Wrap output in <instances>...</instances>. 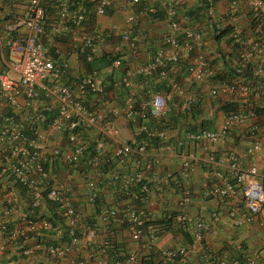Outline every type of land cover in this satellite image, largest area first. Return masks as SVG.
Wrapping results in <instances>:
<instances>
[{"label":"built area","instance_id":"2783aa9c","mask_svg":"<svg viewBox=\"0 0 264 264\" xmlns=\"http://www.w3.org/2000/svg\"><path fill=\"white\" fill-rule=\"evenodd\" d=\"M6 1L0 0V8L4 7ZM128 1L130 4L138 2ZM212 1L205 0L208 4H212ZM227 1L231 8L235 7L236 0ZM10 3L16 8V0ZM108 3L109 0H23L18 12L14 8L10 10V33L5 36V46L14 56L10 62L14 76L0 73V175L10 176L23 187L30 208L37 209L35 214L40 205L50 203L54 215L64 221L70 236V240L64 242H34L30 251L42 250L50 258L61 259L72 250L85 249L84 257L96 264H175L185 262L191 255L198 259V264H264L257 252L241 256L227 255L226 251L210 249L206 241L211 223L221 217L227 218L233 226H242L260 215L258 225L264 229V179H257L254 165L244 167L240 157L233 152L216 158L209 157V161L217 163L221 170L212 172L214 181L206 186L202 194L218 201L225 200L228 206L222 215L218 210H211L207 218L199 215L191 217L183 210L192 198L184 181L193 171L194 160L193 154L183 149L184 141L198 144L220 142L244 121L251 120L245 131L237 133L246 142L245 154L251 156L261 148L254 134L256 121L264 122V115L258 117L253 108L229 111L216 128L187 131L183 139L167 142L165 147L160 146L158 139L163 136V129L154 126V123L148 126L143 122L147 116L155 120L161 118L170 107H176L174 95L181 98L176 109L182 113L220 93L231 94L237 100L254 93L264 100V89L259 87L252 90L240 76L242 66L256 57L255 62H250L253 64L251 74L264 78V40L255 39L238 54L232 66L235 76L231 79L212 82L216 72L200 52L192 55L185 77H177L171 74L168 66H174L182 55L200 46L201 37L186 15H178L173 7L168 6L164 19L171 32L164 36L163 44L144 64L125 68L120 76L113 78L112 88L124 89V98L119 107H109L104 100L106 82L98 70H83L73 81L63 82L60 78L67 63L54 64L41 43L46 25L50 28L51 38L73 29L79 33L76 40H81L74 51L83 54L87 62L90 61L96 31L83 32V21L88 14L104 15ZM248 5L251 18L258 21L257 27L264 28V0H248ZM126 21H132L131 15L127 16ZM231 36L235 42H240L235 33ZM120 37L121 45L115 51L120 53L123 47L134 52V40H130L128 29H124ZM120 59L114 58L108 63L106 69L110 74L120 69ZM154 75L162 83V89H147L143 100L136 104L134 95L129 92L133 77L144 79ZM209 82L212 85L199 89L201 84ZM185 84L188 85L187 89ZM41 93L54 99L56 104L55 116L49 121H46L45 108L36 109L33 114L26 112L19 122L13 112L6 110L18 108L17 100L21 97L25 105L32 106ZM88 95L91 96L90 102L86 103L84 96ZM100 106L105 108L106 114L96 108ZM116 116L123 117L133 128L132 140L120 137L118 128L112 124ZM41 124L45 126L41 127ZM22 126H27L29 135L23 133ZM52 134L59 138L47 144ZM62 139L63 143L60 144ZM162 149L167 152L180 151L176 171L157 169L153 165L152 152ZM54 167H58L56 172ZM59 171L63 172L61 178L57 176ZM71 173L81 180L83 201L87 205L95 204L105 188L113 187L116 197H110L119 202L110 205L99 202L98 219L105 224L104 229L111 225L125 231L134 244L132 248H118L112 234L106 233L99 237L96 250L90 249L96 229L94 225L82 222L74 204ZM134 186L136 190H132ZM164 186L178 192L175 201L178 211L173 214L175 208L169 207L155 217L150 205ZM47 211V216L35 218L28 216L17 205H2L0 201V221L13 215L21 222L19 232L13 231L11 236L55 229L48 220L49 207ZM174 225H181L188 232V239L174 247H156L159 236ZM4 226L0 224V232ZM4 246L0 241V254ZM28 251L24 249L23 253H31ZM70 260L73 264L83 263L78 256H72Z\"/></svg>","mask_w":264,"mask_h":264},{"label":"crops","instance_id":"0c3cea01","mask_svg":"<svg viewBox=\"0 0 264 264\" xmlns=\"http://www.w3.org/2000/svg\"><path fill=\"white\" fill-rule=\"evenodd\" d=\"M11 0H7L4 7L0 8V73H7L10 76H14L10 69V62L14 58L13 53L5 47V36L10 33L8 29L11 8L18 12L22 8L23 0H16V8L11 6ZM128 0H112L109 4L107 12L103 16H93L88 21L84 22L83 31L91 32L95 30L97 35L94 37L91 54L93 58L100 57L101 53L111 52L116 53L121 43L119 42V32L125 27H130V36L135 40L136 54L133 55L131 50L121 48L120 54H122L123 66L120 70L113 71V74L106 69L98 70L107 85V92L104 96L105 102L109 107H119L122 104L124 98V92L119 93L118 89H113L111 81L113 78L120 76L125 68H134L138 65L144 64L152 55V53L160 47L163 42L162 39L165 35H168L171 30L164 19V12L168 6L174 8L176 14H182L184 12L193 10L199 5L198 0H142V5L139 8H133V5ZM152 6L154 10H158V14H162L163 17H152L146 12V8ZM131 15L132 22L127 23L126 18ZM207 17L197 22H192V27L196 31L200 32V46L193 48L187 55H182L174 66L169 65L171 74H175L177 77L183 78L186 75V66L191 60V57L196 52H200L205 56L209 66L217 72L222 69L219 55L232 57L236 59L238 54L243 51L248 45L255 39L264 40V28L255 27L251 25V13L249 10L248 0H236V5L231 8L227 0H215L208 7L206 12ZM205 17V16H204ZM190 23V22H189ZM227 26L232 32H234L240 40L241 48L237 51H232L228 40V35H225L221 40H213L212 33L218 28ZM49 26H46L47 34L43 37L42 45L45 52L52 58L54 64L60 65L62 62H67L68 66L63 70V76L61 81L70 82L74 77L85 70L83 61L74 51V47L77 46L81 40H76L77 31L70 30L64 32L61 36L51 38L49 36ZM181 39V38H180ZM119 44V45H118ZM167 49V46H164ZM256 57H252L249 61L255 62ZM94 69V68H91ZM223 70V69H222ZM215 79L212 80L214 82ZM201 84L199 89L207 88L211 83ZM142 84V85H140ZM110 87V88H108ZM188 85L185 84V89ZM252 90H257L259 86L251 85ZM161 90L162 83L154 76L148 78L133 77V84L129 88V92L134 95L135 103L139 100H143L145 97V91ZM194 89V88H193ZM33 105H25L24 99L18 98V108L13 110L6 109L13 112L16 117V121L19 122L20 118L27 113H32L36 109H44L49 111L50 114H46V121L51 120L55 116V101L54 99L44 96L43 93L34 100ZM173 102L176 107L181 103V98L177 95L173 96ZM233 103L237 110L246 111L249 108H253V104H264V100L259 98L254 93H249L239 100L235 99L231 94L220 93L217 96L204 100L201 104H198L191 108L187 112H180L176 107H170L168 111L158 119H152L154 126L163 129V136H159L160 146L165 147L167 142H176L179 139H183L185 132H196L199 128H216L224 118V112L222 106L227 103ZM100 109L102 114H106L105 108L102 106L96 107ZM53 114V115H52ZM50 118V119H49ZM252 123L251 120H246L240 126L235 128V131L230 132L223 141L220 142H202L200 144L194 143L188 140L184 141L183 149L193 154V171L190 176L184 181L186 186L192 193L191 202L183 208L188 216H201L207 218L211 210H218L219 214H223L226 209L227 202L225 200H216L203 196V190L206 186L210 185L214 180L212 172L215 169L221 170V166L217 163L209 161V157L216 158L226 152H233L238 155L242 161L244 167L254 165L257 170V179L262 181L264 179V122L262 120L256 121L255 138L260 141L261 148L259 151L252 153V155L245 154L246 142L238 136V132L245 131L246 127ZM113 125H115L120 133V137L126 140H132L133 128L128 125L126 120L121 116L113 118ZM130 126V127H129ZM59 136L52 134L47 139V144H51L54 140H57ZM139 139V138H138ZM63 143V142H61ZM172 153V154H171ZM153 165L157 169L166 168L171 171H176L180 160V151L167 152L164 149L152 152ZM59 178L63 176V172L58 173ZM74 188V204L81 214L82 222L85 224H92L96 229V236L89 246L93 251L96 250V244L99 242V237L104 236L106 233L112 234L113 240L116 246L122 247L125 250L134 246L127 233L119 228L113 226H106L98 219L99 202L103 205L118 204L119 201L112 200L110 196L116 191L113 187L105 188L99 196L98 202L93 205H87L83 201V191L81 190L83 184L79 177L71 173ZM0 201L2 203H8L17 205L23 211L30 213L27 209L26 195L23 192L19 194L11 184L4 178H0ZM100 181L102 179L100 178ZM8 189V190H7ZM103 189L100 188V190ZM178 192H174L171 188L164 186L157 196L152 200L150 205L152 214L157 217L165 209L169 207L175 208V201L178 198ZM116 197V196H115ZM108 199V200H107ZM110 202V203H109ZM43 205V204H42ZM40 205L37 214H31V216L37 218L38 216H47L48 211L45 205ZM177 208H175L176 210ZM30 215V214H29ZM260 215H257L251 222L242 226H233L230 221L221 217L216 222L211 223L210 230L206 233L207 245L210 249L215 251H226L227 255H246L252 252H257L260 260H264V229L258 225ZM15 219L16 216L9 217ZM16 228V224H14ZM20 226V225H19ZM57 236H49L45 238L47 241H53L58 243L60 240H56ZM184 239L180 234H175L174 231H167L159 236L155 245L158 248H164L169 246H176L184 243ZM35 242L31 238L27 245L29 250V256L31 262L36 264H73L70 258L72 256H78L83 260L82 264H96L84 257L85 249L78 251L72 250L69 255L61 259L50 258L47 253L42 250H31L32 244ZM127 248V249H126ZM10 254L16 251L15 247L10 248ZM1 256V255H0ZM1 259V257H0ZM174 264V263H171ZM175 264H198V259L191 255L185 262H179Z\"/></svg>","mask_w":264,"mask_h":264},{"label":"trees","instance_id":"16d2710c","mask_svg":"<svg viewBox=\"0 0 264 264\" xmlns=\"http://www.w3.org/2000/svg\"><path fill=\"white\" fill-rule=\"evenodd\" d=\"M214 1L215 0H213L212 2H214ZM111 2H112V0H109L108 5L111 4ZM198 2H199V5L197 7H195L193 10L184 12V14H186L188 20L190 21V25L192 24V22H197V21L202 20V19L204 20L207 17L206 12H207L208 7L211 4L206 3L205 0H198ZM132 5H133V8H135V9L139 8L142 5V0H138L137 3L131 4L130 6H132ZM146 12L148 13V15H151L152 17H156V18L163 17L162 14H158L159 11L158 10L155 11L152 6H148L146 8ZM87 16L88 17L85 19V21H88L91 18H93L92 14H88ZM257 23H258V21H255V20H253V18H251V25H255V27H256ZM45 30H46V28H44V31ZM215 30H216V33L211 35L213 40H221L222 38L225 37V35H228V39L225 38L224 40L229 41L228 43H230L231 50L234 52V51H237L241 48L240 42L239 41L235 42L234 38L231 36V34H233L234 32H232L227 26H224L223 28H218ZM42 40H43V38H42ZM41 43H42V41H41ZM118 56H122V54L121 55H115V54H112L111 52H105V53H101L100 57L93 58L88 63H86L84 61L82 56L80 58L83 61L84 67H86L87 69L94 68L96 70H101V69H104L112 59L118 58ZM231 58L232 57L229 55V53L227 54V56H224L222 54L219 55L220 63H221L223 70L221 69L220 71H218L217 74H215V77L213 79H215V80H217V79L220 80V79H225V78L231 79L235 76L232 66L235 64L236 59L235 58L231 59ZM120 60H121V65H120V68H121V66H123L122 57ZM67 66H68V64H67ZM252 66H253L252 63L246 62L242 66V74H240V76L243 78L244 82L248 83L250 86L256 85V86H259L261 89H264V78L254 77L251 74ZM112 74H113V72H112ZM62 76H63V74L61 75V77ZM107 85H110V84H106V86ZM108 88H110V87H108ZM118 92L123 93L124 89L119 88ZM90 97L91 96H89V95L84 96V101L86 103L90 102ZM253 109L255 110L258 117H261L262 115H264V104H256V105L253 104ZM222 110H223L224 114H226L229 111H235L236 107L234 106L233 103L229 102V103L222 106ZM44 113L50 114L49 111H44ZM152 119H153L152 117L147 116L143 122L146 125L150 126ZM43 126H45V125L41 124V127H43ZM23 133H25L26 135H29V129L27 128V126L23 127ZM53 170H54V172H56L58 170V167H54ZM0 178H4L6 181H8L11 184V186L14 189H16V191L19 192V194H22L24 192L23 187H21L14 180H12V178L10 176L3 174V175H0ZM2 184L3 183H1L0 185H2ZM132 190H136V186L132 187ZM26 203L28 205L27 206L28 211L32 212V213H28V216H31V214L36 212L37 209L30 208L28 201H26ZM1 204L2 205H9L8 203H2V202H1ZM46 207L47 208L49 207V209H50V211H49L50 214L48 215V220H50V222L55 227V229H50L48 231L40 230V231H35V232H29L25 236H22L19 234L15 235V236H11V233L13 231L19 232V230L21 228V222H20L19 218L16 217L15 219H5V220L0 221L1 225L2 224L5 225L4 229H2V231L0 232V241L3 242V244L5 245L4 250H2V252L0 254L1 255L0 256L1 257L0 264H36L35 262H31V258L29 256V254L23 253V250L27 248L26 243H28V241L31 238H33L35 240V242H42L45 244L53 243V241H51V240L50 241L45 240V238H47L49 236H53V235L58 237V238H56V240L57 241L60 240L59 242H64V241L70 240V236L68 235V232L66 230L67 229L66 225H64V221L61 218H58V217H56V215H54V212L52 209L53 207L50 203H46ZM12 216L13 215H11V217ZM16 222H17V226L14 229V227H15L14 224H16ZM180 232H181V236L184 239L185 238L188 239V237H189V235L187 234L188 232H186V231H184V232L180 231ZM11 247L16 248V251L13 252L12 254H10V251H9Z\"/></svg>","mask_w":264,"mask_h":264},{"label":"clouds","instance_id":"9594fccd","mask_svg":"<svg viewBox=\"0 0 264 264\" xmlns=\"http://www.w3.org/2000/svg\"><path fill=\"white\" fill-rule=\"evenodd\" d=\"M107 9H108V7H107ZM106 12H107V10H106ZM182 14H184V13H182ZM105 15V14H104ZM184 15H186V14H184ZM101 16H103V15H101ZM9 17H10V15H8V19H9ZM84 22H85V20L83 21V25H84ZM127 22V21H126ZM132 22V21H131ZM131 22H129V23H131ZM128 23V22H127ZM46 26H48V25H46ZM46 26H45V28H46ZM129 26L128 27H125V28H123V29H121V31L119 32V42L121 41V37H120V34H121V32L124 30V29H128V33H129V38H130V40H133L132 39V37L130 36V31H129ZM83 29H85L84 28V26H83ZM73 30V29H72ZM214 31H216V30H214ZM69 32V31H68ZM83 32H85V31H83ZM85 33H89V31H87V32H85ZM47 34V31L45 30L44 31V36ZM78 32L76 33V35L78 36ZM212 34H214V33H212ZM97 35V33H95L94 34V37ZM58 36H61V34L60 35H58ZM55 37H57V36H52V38H55ZM164 38V37H163ZM93 40H94V38H93ZM163 40V39H162ZM121 43V42H120ZM134 44H135V40H134ZM119 45V44H118ZM6 47V46H5ZM7 48V47H6ZM8 49V48H7ZM9 50V49H8ZM10 51V50H9ZM76 52V51H75ZM133 53V55H135L136 54V51L134 50V52H132ZM154 53V52H153ZM152 53V54H153ZM78 54V53H77ZM115 55H121L120 53H118V51H116V53H114ZM78 55H80V57L82 56V58L84 59V61L86 62V63H88V62H90L92 59H93V57L91 58V60L90 61H86L85 60V58H84V55L83 54H78ZM91 56H92V54H91ZM118 57H122V56H118ZM91 69V68H90ZM90 69H87L86 67H85V70L84 71H87V70H90ZM82 73V72H81ZM98 200H99V197H98V199L96 200L97 202H98ZM177 211H178V209H176ZM175 210V212L173 213V214H175L177 211ZM167 210L165 209L164 211H162V213L163 212H166ZM167 231H174V233L175 234H180L181 235V232L180 231H183L184 232V230H183V227H181V225L179 226V225H177V226H175L174 225V227H170L169 229H167V230H165L164 231V233H166ZM163 234V233H162ZM186 239V238H185ZM116 245V244H115ZM118 248H121L122 249V247H119V246H117ZM127 249V248H126ZM123 250H125L124 248H123Z\"/></svg>","mask_w":264,"mask_h":264},{"label":"rangeland","instance_id":"374dc122","mask_svg":"<svg viewBox=\"0 0 264 264\" xmlns=\"http://www.w3.org/2000/svg\"><path fill=\"white\" fill-rule=\"evenodd\" d=\"M63 141V139L61 140V142ZM60 144H62V143H60ZM59 173L61 174V171H59ZM28 206V205H27Z\"/></svg>","mask_w":264,"mask_h":264}]
</instances>
